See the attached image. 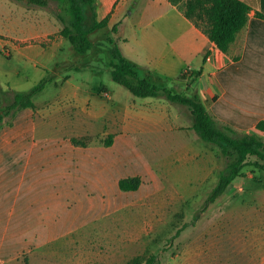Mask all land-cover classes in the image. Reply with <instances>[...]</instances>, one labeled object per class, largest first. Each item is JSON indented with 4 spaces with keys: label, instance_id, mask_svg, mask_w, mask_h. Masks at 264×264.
Segmentation results:
<instances>
[{
    "label": "crops",
    "instance_id": "1",
    "mask_svg": "<svg viewBox=\"0 0 264 264\" xmlns=\"http://www.w3.org/2000/svg\"><path fill=\"white\" fill-rule=\"evenodd\" d=\"M95 1L98 20L118 26L114 39L141 76L200 94L218 123L264 138V0H243L251 6L248 22L225 52L170 0ZM34 51L12 50L21 59H33ZM200 68L196 80L181 77ZM52 83V97L17 110L0 127V264H83L79 245L89 264L91 235L121 233L152 197L180 205L203 183L217 184L210 179L218 170L214 143L192 128L187 105L137 96L116 81L91 85L64 75ZM17 85H0V106L21 91ZM135 176L138 189L120 188L122 178ZM257 264H264L263 236Z\"/></svg>",
    "mask_w": 264,
    "mask_h": 264
},
{
    "label": "rangeland",
    "instance_id": "2",
    "mask_svg": "<svg viewBox=\"0 0 264 264\" xmlns=\"http://www.w3.org/2000/svg\"><path fill=\"white\" fill-rule=\"evenodd\" d=\"M65 7L58 0L45 6L28 0H0L1 86H8L9 82L18 84L21 91H15L16 94L32 89L50 76L46 89L34 96L40 102L56 92L53 77L71 75L73 80L91 85L115 83L109 41L115 38L114 32L108 28L94 31L90 36L94 42L92 49L78 52L62 34L61 15H69ZM23 46L35 50L33 59L13 54L14 48ZM17 70L21 75H16ZM172 85L170 81L168 86ZM4 99L2 95L3 102ZM213 145L217 151L214 164L218 167L216 174L210 175L214 180L219 178L226 158L220 147ZM244 171L227 192L210 204L205 201L216 185L211 181L200 186L195 198L180 205L152 197V202L135 212L138 219L133 217L131 224L125 222L120 227L121 233L109 234L103 240L91 235L89 264H147L152 255H156L154 264H257L258 244L264 237V231L258 227L260 211L264 217V170L249 165ZM139 213L146 216L142 218ZM75 252L79 257L83 252L85 264L83 247L79 245Z\"/></svg>",
    "mask_w": 264,
    "mask_h": 264
},
{
    "label": "trees",
    "instance_id": "3",
    "mask_svg": "<svg viewBox=\"0 0 264 264\" xmlns=\"http://www.w3.org/2000/svg\"><path fill=\"white\" fill-rule=\"evenodd\" d=\"M32 4L48 5L51 0H28ZM66 7L69 15L61 19L64 22L62 34L71 41L75 50L86 53L92 49L94 42L91 34L108 26V19L99 21L96 13L95 0H58ZM179 5L185 15L198 26H202L211 41L222 51H228L235 41L237 34L243 29L249 19L251 6L243 0H170ZM264 17V14L260 13ZM112 32L118 31V26L112 27ZM112 59L113 79L129 88L135 95L165 96L172 102L187 105L194 116L193 129L206 141L218 145L226 158V165L220 171L216 186L206 199V204L215 202L232 186L234 180L245 174V167L252 165L264 170V138L253 132H240L230 124H220L208 109L201 95L187 94L171 87H162L149 76H141L135 62L127 58L117 40L109 38ZM202 74L200 69H187L181 77L189 81L196 80ZM51 81L50 76L44 77L32 89L17 92L8 102L0 106V127L5 119L17 110L25 107H34V96L40 93ZM264 127V122L259 123ZM77 145H86L88 140L73 138ZM111 143V139L105 141ZM251 157H254L252 160ZM142 184L139 176L122 178L120 188L123 190H136ZM179 234V232H178ZM156 255H152L147 264H154ZM160 264V263H159Z\"/></svg>",
    "mask_w": 264,
    "mask_h": 264
}]
</instances>
